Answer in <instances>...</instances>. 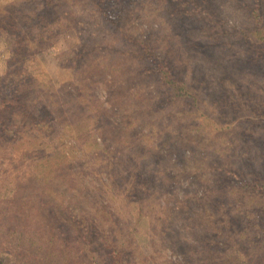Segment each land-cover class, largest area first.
Segmentation results:
<instances>
[{
    "label": "rangeland",
    "instance_id": "374dc122",
    "mask_svg": "<svg viewBox=\"0 0 264 264\" xmlns=\"http://www.w3.org/2000/svg\"><path fill=\"white\" fill-rule=\"evenodd\" d=\"M112 9L126 13L124 29L104 23ZM12 42L25 52L15 56ZM156 59L186 95L151 71ZM18 88L35 112L58 104L73 122L61 132L25 124L18 108L5 126L17 129L19 155L43 143L60 162L77 141L83 170L103 189L78 196L68 181L55 183L45 198L49 221L74 195L94 247L104 249L97 209L109 213L106 229H136L128 264H264V0H0V105ZM109 162L135 173L120 169L108 183ZM141 178L148 195L132 189ZM22 179L18 199L29 206L37 186ZM0 187L1 200L12 196L13 185Z\"/></svg>",
    "mask_w": 264,
    "mask_h": 264
},
{
    "label": "trees",
    "instance_id": "16d2710c",
    "mask_svg": "<svg viewBox=\"0 0 264 264\" xmlns=\"http://www.w3.org/2000/svg\"><path fill=\"white\" fill-rule=\"evenodd\" d=\"M114 10L112 9L104 14L106 16L104 23L112 30L124 29L122 28V23L126 19V13L123 12L124 10L122 12H115ZM188 12L190 13V10L186 8L185 13ZM5 29L8 31V26H5ZM102 29L105 30V28ZM135 41L138 47L145 48V52L148 51L150 57L152 56L151 44H146L148 41L140 39ZM18 43L15 42L14 46V42H12V52L15 56L25 52L26 46ZM153 61L154 65L151 67V71L160 76L168 87L177 92L178 96L186 95L185 90L187 87H185V83L175 76L171 66L166 61L159 59ZM82 80L81 78L82 86L88 84ZM30 85L31 83H28L25 86L28 87ZM15 93L8 96L10 99L3 97L0 105V125L2 123L3 128H5L0 131V155L4 152V157L9 159L7 163L9 168L3 169L4 172L1 175L0 183L6 182L9 185H13L15 189L11 191L12 196L10 198L3 200L0 198V264H101V252L107 257L106 264H128L126 255L128 249L135 244L136 229L134 232L128 231L127 234L121 228H117L114 231L106 229L104 222L105 218L109 217L108 212L102 213L101 209H97L98 211L95 215L97 217L96 220L99 222L97 234L100 239V247L104 249L94 247L91 244V230L81 222V219L72 209L75 203L73 200L74 195H70L68 200L63 198L64 209L62 208V210L66 213L59 214L55 210L56 217L51 215L50 221L46 217L47 203L45 198H50V191L58 187L55 183H61L60 181L64 180L68 181V187H70V190L76 189L77 194H74L78 196L83 193L85 195L89 192H100L103 189L94 187L96 185L94 180L97 177L96 175L83 170L84 166L81 164L83 160L78 159V154H76L80 147L77 141L71 147L61 150L62 160L60 162L56 161V159L53 161L54 156H57L58 153L52 152V150L51 152L46 151V147H42L44 146L43 143H37L36 146L35 142V146H26L24 149L29 151L28 154L21 151L23 153L19 155L16 145L11 140L12 133L17 129L13 130L5 126L8 120L12 118L10 113H16L18 108L23 109V114L26 116L24 117L26 119L25 124L40 126L45 123L49 124L50 129L54 128L61 132V129L71 126L73 122L68 120L71 119L70 113H65L61 105L51 104L50 110L43 109L35 112V109L30 104L22 101L21 94L24 93L22 90L18 88ZM86 105H88L87 102H85ZM92 113L96 115V118L100 116V114L95 112ZM102 117H105L104 113L100 116V118ZM56 122H59L58 126L55 124ZM103 125L101 123L100 127H103ZM104 142L106 144L107 140H104ZM13 151L16 153H13ZM29 153L34 156V162H32V165L25 166L23 162L27 155L29 156ZM42 157H45L46 161L40 164L38 161L40 162ZM36 158L39 160L35 161ZM10 163H19L13 164L11 169H14L12 172H10ZM109 164L113 168L111 174L113 179L110 178L108 183L114 182V179L120 176V169H125V172L129 171L131 175L135 173V171L129 170V164L121 166L118 170L116 169L118 163L109 162ZM22 177L31 181L30 187L34 184L37 186L32 191L34 199L29 206L21 203L18 199L20 196L18 194L19 191L25 187ZM142 180L141 178L137 183H134L132 189H134V192L138 191L142 195H148V184L145 180ZM136 197L133 196L130 199H137ZM140 203L142 202L139 201ZM107 209L108 207H104V211ZM133 234L135 235L133 236Z\"/></svg>",
    "mask_w": 264,
    "mask_h": 264
}]
</instances>
